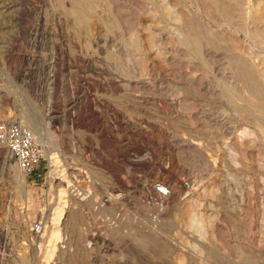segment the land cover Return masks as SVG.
I'll return each instance as SVG.
<instances>
[{"label": "rangeland", "instance_id": "374dc122", "mask_svg": "<svg viewBox=\"0 0 264 264\" xmlns=\"http://www.w3.org/2000/svg\"><path fill=\"white\" fill-rule=\"evenodd\" d=\"M72 2L0 0V121L42 155L24 175L0 145V264H264V123L228 63L264 91V1L92 0L87 27Z\"/></svg>", "mask_w": 264, "mask_h": 264}, {"label": "bare ground", "instance_id": "6f19581e", "mask_svg": "<svg viewBox=\"0 0 264 264\" xmlns=\"http://www.w3.org/2000/svg\"><path fill=\"white\" fill-rule=\"evenodd\" d=\"M216 1V0H215ZM264 1V0H262ZM2 3V2H1ZM14 3V1H13ZM7 4V5H2L1 8L3 9L2 11H4V14H6V12L11 11V9L14 7V4ZM264 3V2H263ZM16 5V4H15ZM95 5V4H94ZM96 10V9H95ZM94 6H93V2L92 0H73L70 9L67 11L68 14L70 15L69 17H72L74 24L78 27H87L85 24L88 16L90 13H94ZM228 11V10H227ZM223 13H227L225 10L222 11ZM263 12V11H262ZM208 13V12H207ZM264 13V12H263ZM2 14V13H1ZM0 14V15H1ZM3 14V15H4ZM10 14V13H9ZM229 14V13H228ZM7 15V14H6ZM259 17V16H258ZM194 22V21H193ZM108 26V25H107ZM109 27V26H108ZM78 29V28H77ZM108 29V28H107ZM202 30V29H201ZM205 32V31H204ZM200 36L202 35L201 33H199ZM196 37L194 38H190L188 40H190L189 42H187L188 48L192 47L194 50L193 51H198L197 48H199L200 44L198 45L197 42L199 40H197L196 38H198V33L195 35ZM203 36V35H202ZM202 38V37H201ZM200 38V39H201ZM204 38V37H203ZM187 40V41H188ZM205 40V39H204ZM207 41V40H206ZM202 42V39L201 41ZM210 43V42H209ZM208 43V44H209ZM214 43V42H213ZM210 45V44H209ZM199 46V47H198ZM190 50V48H189ZM192 51V50H191ZM196 53V52H195ZM193 54V53H192ZM197 54V53H196ZM230 56V55H229ZM227 58V57H226ZM229 58V57H228ZM229 67L232 70L233 75H235V77L241 79V81L245 82L248 89L250 90V92L257 97L259 100V104L257 105H253L249 102H246V108L251 111L250 113L253 114V117L256 120H260L262 121V124L264 123V91L261 89V85L259 86L258 84L254 83L252 78V72L250 71V68L247 66V64L242 61L239 58H236L234 56H232L229 59ZM263 68V67H262ZM261 73V72H260ZM262 75V74H261ZM234 77V78H235ZM264 78V77H263ZM257 80V79H256ZM264 80V79H263ZM262 83V82H261ZM242 84V83H241ZM263 88V87H262ZM225 90V91H224ZM224 94L226 93L227 96L231 99L232 104L237 103L236 100L240 97L238 95V92L234 91L233 89H223ZM236 99V100H235ZM244 104V103H241ZM236 108H238L236 105L234 104ZM29 115V114H28ZM250 115V114H249ZM50 117V116H49ZM28 118V116H27ZM30 118V116H29ZM27 120V126L31 129L32 133L34 131L33 127V123L32 120L30 119H26ZM261 125V124H260ZM34 134V133H33ZM37 135V134H36ZM35 135V137H36ZM38 138L36 137V140ZM40 140V139H39ZM52 159V156L49 158V160ZM23 178L21 177L20 183H23ZM59 185V183H58ZM71 194V193H70ZM56 196V202L57 205L55 206V208L53 209V213L51 215V223L52 226H54V228L52 229V231L49 232L48 234V248L45 250L44 255H45V261L47 262L53 255V251L55 249L54 244L55 242L57 243L58 241L61 240V235L58 229L59 224H61V222L63 221L64 218V214H65V209L68 206V197H69V193L68 190L60 187L58 188V190L55 193ZM70 198V197H69ZM113 198V197H112ZM105 210V209H104ZM72 215V214H71ZM72 217V216H71ZM74 218V217H73ZM196 223V222H195ZM192 224V222H191ZM197 225V223H196ZM154 255V254H153ZM43 262V261H42ZM45 262V263H46Z\"/></svg>", "mask_w": 264, "mask_h": 264}, {"label": "built area", "instance_id": "2783aa9c", "mask_svg": "<svg viewBox=\"0 0 264 264\" xmlns=\"http://www.w3.org/2000/svg\"><path fill=\"white\" fill-rule=\"evenodd\" d=\"M0 145L4 146L18 168L24 174H31L37 168L42 159V155L37 145L33 133L26 127L13 121H0ZM74 177L72 181L75 183ZM73 183V184H74ZM76 186V185H75ZM185 186L188 187L187 184ZM78 188V186H77ZM153 191L158 198L164 200L170 196V189L163 183H156ZM78 200L84 199L82 192L78 189L74 192ZM42 229L40 222H36L31 227V232L35 235L39 234Z\"/></svg>", "mask_w": 264, "mask_h": 264}]
</instances>
